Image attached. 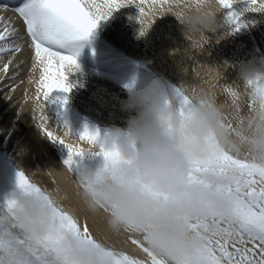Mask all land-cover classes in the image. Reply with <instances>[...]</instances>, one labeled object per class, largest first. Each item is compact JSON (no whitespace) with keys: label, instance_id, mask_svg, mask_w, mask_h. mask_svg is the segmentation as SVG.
<instances>
[{"label":"snow or ice","instance_id":"obj_1","mask_svg":"<svg viewBox=\"0 0 264 264\" xmlns=\"http://www.w3.org/2000/svg\"><path fill=\"white\" fill-rule=\"evenodd\" d=\"M236 0H216L221 9H230ZM246 11L264 13V0H248ZM134 5L140 10L144 35L150 23L144 17L180 7L179 0H24L13 11L22 19L28 47L33 54V70L39 69L38 87L34 100L40 111V129L52 142L63 144L68 150L64 166L74 176L76 157L83 158L84 150L63 137H58L47 127L44 114L46 102L53 91H71L68 73L79 70L76 56L82 42L88 40L102 20L113 11ZM197 10L201 4L196 5ZM7 9V7H0ZM178 19L183 13H177ZM227 20L236 25V31L245 27L236 13H229ZM24 37L4 23L0 27V73L10 72L11 57L21 53ZM10 57L6 62L3 58ZM249 116L240 115V94L226 88L234 109L235 127L211 99H199V105L213 114L215 127L205 137L207 155L191 161L185 190L170 195L147 184L139 176L129 177L123 172L125 164L116 147H106L99 133L85 128L78 141L95 148L94 154L103 157L104 166L93 175L74 176L83 192L91 199L92 210H103L113 215L109 206L100 199L96 185L102 177L113 184H127L131 192L139 189L151 197L149 209L135 216L121 218L124 227L113 232L138 234L131 243L145 256L137 259L123 250L110 246L104 239L93 235L88 223L81 222L71 212L57 203L52 195L30 181L23 173L18 174L19 191L0 206V264H264V77L257 76L245 83ZM180 99L178 115L185 122L195 118L197 101L191 99L181 88L175 90ZM43 101V102H41ZM246 130L250 134H245ZM71 136L70 131H64ZM235 137V139H233ZM242 147L246 151L242 153ZM218 179L210 181L207 174ZM199 189L226 197L230 207L226 212L211 206L206 211L190 215L185 204ZM21 196L34 198L46 214L35 219L47 223L44 235L28 230L21 214L25 212Z\"/></svg>","mask_w":264,"mask_h":264},{"label":"bare ground","instance_id":"obj_2","mask_svg":"<svg viewBox=\"0 0 264 264\" xmlns=\"http://www.w3.org/2000/svg\"><path fill=\"white\" fill-rule=\"evenodd\" d=\"M23 2L0 0V7H7L6 10L0 8V27L10 22V26L24 37L20 41L24 45L23 51L11 57L13 64L9 66V74L0 73V156L9 160L3 167L10 185L18 187V174L23 173L82 223L86 221L94 236L130 256L145 259L129 238H140L138 234L123 230L118 234L113 232L108 224V214L100 209H90L86 202L83 189L74 176L78 177L81 172L84 175L96 173H92L91 168L100 169L97 162H102L103 157L94 154L98 151L95 148L78 141L80 135L84 127L90 132H98L101 139L114 137L113 132L126 134L129 119L137 111L127 110L125 102L132 94H143L145 87L155 82L151 72L159 76L165 74L163 84L160 83L166 93L174 96L176 109L180 107V99L175 96V90L181 88L193 100H213L223 114L236 121L231 97L225 92L230 88L240 94V115L247 118L250 113L245 83L257 76L264 77V13L246 11L248 0H236L230 9H222L217 15L214 32L198 25L192 29L187 27V21L197 14L198 0H179L178 8L162 15L144 17L153 21L144 35H141L143 26L139 23L140 10L134 5L121 7L102 20L88 40L82 42L76 56L79 70L72 74L65 69L71 91H53L44 110L49 130L63 137L66 143L86 151L94 150L83 158H75L73 176L64 166L69 155L67 148L52 142L39 127L40 111L34 100L39 69L33 70V54L28 47L25 25L13 11ZM97 2L102 3V0ZM199 3L201 12L207 10V0H199ZM178 12L183 13L182 19H178ZM233 12L240 17V23L246 25L239 31L227 20ZM103 38L107 41L103 42ZM84 56L88 61H94L91 68L83 64L87 61ZM9 58L5 56L3 61ZM68 108L77 116L68 114ZM80 119L93 124L75 125ZM65 130L70 131L71 136H65ZM61 146L65 150H61ZM83 159L89 161L91 168L83 166L87 162ZM77 163L82 164V170ZM3 195L1 191L0 206L6 200Z\"/></svg>","mask_w":264,"mask_h":264},{"label":"clouds","instance_id":"obj_3","mask_svg":"<svg viewBox=\"0 0 264 264\" xmlns=\"http://www.w3.org/2000/svg\"><path fill=\"white\" fill-rule=\"evenodd\" d=\"M221 10L215 0H207V10H197V14L187 21V27L192 29L198 25L214 32ZM194 100L197 101L195 118L185 122L178 115L174 96L164 91L160 81L149 85L143 94L130 96L125 108L135 110L137 114L130 117L127 133L121 135L117 132L114 137L103 139L106 147H116L123 160L131 162L123 166L125 175L139 176L145 183L153 184L157 190L170 195L184 192L191 161L207 155L205 137L210 128L215 127L212 112L199 105V98ZM207 178L213 182L218 179L212 173H208ZM96 190L101 201L113 212L108 217L113 228L124 227L122 217L141 214L153 203L151 197L141 190L131 192L127 184H113L107 177L98 181ZM84 198L91 205L92 201L85 193ZM20 199L25 209L21 216L28 230L36 235H44L47 223L35 218L43 217L47 210H41L32 197L21 196ZM207 206L226 212L230 201L215 193L196 189L186 202L185 210L190 215H196L206 211Z\"/></svg>","mask_w":264,"mask_h":264},{"label":"rangeland","instance_id":"obj_4","mask_svg":"<svg viewBox=\"0 0 264 264\" xmlns=\"http://www.w3.org/2000/svg\"><path fill=\"white\" fill-rule=\"evenodd\" d=\"M264 17V16H263ZM263 17H262V19H263ZM258 21H261V20H258ZM261 27V26H260ZM261 28H263V27H261ZM244 30V32L245 33H247L248 32V30L246 29V28H244L243 29ZM248 34V33H247ZM104 40L105 41H107L106 39H102V41L104 42ZM247 46L249 47V46H252V44H247ZM85 60H87V56H84L83 57ZM83 61V60H82ZM93 62L94 61H83V64L84 65H86L87 67H89V68H91L94 64H93ZM227 62H229V60H227ZM22 64V63H21ZM20 64V65H21ZM144 68H146V69H148V67L146 66V65H142ZM22 67V66H21ZM13 70V69H12ZM151 74H152V77H153V79L155 80V81H160V82H162V84H163V80H164V77H165V74H163L164 76H159L158 74H156L155 72H151ZM158 75V76H157ZM156 78V79H155ZM159 79V80H158ZM173 82V81H172ZM173 85H176V83H174L173 82ZM145 88H147V86L145 87ZM178 88V87H177ZM68 110V114H71V115H74V116H77V113L75 112V111H73L71 108H68L67 109ZM247 111H248V109L246 108V111H245V114L247 113ZM225 116H227L228 117V119L229 120H231V122H232V126L233 127H235L236 126V124H237V121H232V118L231 117H229L228 115H226V114H224ZM83 123V124H82ZM81 124V125H80ZM92 125L93 124V122L92 121H90V122H88V121H86V120H84V119H80V121H75V125H78V126H82V127H84V126H86V125ZM104 128V127H103ZM84 129H85V127H84ZM106 131H109V132H111L110 130H107L106 128H104ZM112 133V132H111ZM115 132H113V135L115 136ZM245 134L247 135V134H250L249 132H247V130H246V123H245ZM121 135H124V133L123 134H121ZM233 139H235V137H233ZM61 150H65V148L64 147H59ZM246 151V147H242V153H244ZM0 192L2 191L3 193H4V197L6 198V199H8V198H11L12 197V195L14 194V193H17L18 191H19V189H18V187L17 186H12V185H10V179L8 178V175L6 174V172H4L5 171V169H4V167H3V164L4 165H8L9 164V160H8V158H6L5 156H0ZM83 160H85V161H87L86 159H83ZM8 162V163H7ZM104 160L102 159V162H97L99 165H100V169L104 166ZM85 163V162H84ZM87 163V164H86ZM85 164H83V166L84 167H90V165H89V161H87ZM79 166H78V168L79 169H83L82 168V164L80 165V163H77ZM91 168V167H90ZM4 169V170H3ZM100 169H98V170H96L95 168H94V166H92V168H91V170H92V173H94V171H99ZM3 171V172H2ZM81 173H84V172H81ZM95 174V173H94ZM5 175H6V177H5ZM3 176V177H2ZM6 181V182H5ZM10 185V186H9ZM59 203H61V202H59ZM64 206H65V204H63ZM141 255L142 256H144V254L143 253H141ZM145 257V256H144Z\"/></svg>","mask_w":264,"mask_h":264}]
</instances>
